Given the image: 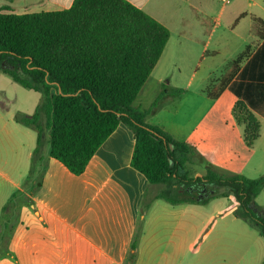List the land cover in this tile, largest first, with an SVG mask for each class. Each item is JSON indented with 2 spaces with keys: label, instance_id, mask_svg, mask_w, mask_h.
Returning a JSON list of instances; mask_svg holds the SVG:
<instances>
[{
  "label": "crops",
  "instance_id": "0c3cea01",
  "mask_svg": "<svg viewBox=\"0 0 264 264\" xmlns=\"http://www.w3.org/2000/svg\"><path fill=\"white\" fill-rule=\"evenodd\" d=\"M74 1L0 0V9L6 7L9 10L4 12L13 14L63 11L71 8ZM125 1L162 24L170 33L159 62L138 94L144 92L150 82L159 85L149 108L141 104L135 106L150 110L149 115L158 109L159 103L182 97L190 91L198 80L196 67L199 63L219 54L217 50L208 51L209 42L219 29L231 27L230 30L234 31L249 18L250 34L252 16L264 20V0H239L236 6L229 9L226 4L231 5V1L224 3L222 0ZM219 1L225 5L218 7ZM244 3H247L248 10L240 8ZM251 38L250 43L254 40ZM248 44H245L244 49ZM169 47L182 51V54L180 58L173 54L170 60L173 70L161 75L158 70ZM211 76L213 70L208 72L206 78L201 77L204 85ZM165 83L168 89L164 88ZM204 85L196 86L203 99L218 101L227 95L231 109L237 100L244 101L261 124L260 137L256 143L264 138V39L257 43L218 99H208L202 93ZM221 114L215 105L209 106L198 124H203L209 116L218 118ZM147 124L159 127L169 135L159 122ZM206 129L212 130L210 126H206ZM18 133L25 134L21 131ZM4 138L8 142H16V131H8ZM28 141L26 153L17 167L12 168L14 176L7 178L9 190H0V221L4 205L16 192L30 200L29 204L17 208L18 221L9 234V254L0 252V264L262 263L264 237L258 231L254 233L255 228L235 216L237 202L227 210L231 218L225 221L218 219V212L209 209L208 203L189 201L171 204L163 199H155L141 223V234L135 250L131 249L139 226L141 203L149 186L145 176L131 166L135 137L125 124L118 125L81 175H74L59 161L48 157V135L45 134L42 156L46 159V170L40 186L33 192L21 183L31 171V156L37 145V134L33 143L31 138ZM149 191L151 198L160 192L154 186ZM70 195L94 202V218L82 228L88 236L71 226L66 227L55 211L56 206L62 205L64 198ZM230 228L238 232L233 233ZM227 230L231 233H225ZM130 253L134 254L131 260L128 258Z\"/></svg>",
  "mask_w": 264,
  "mask_h": 264
},
{
  "label": "trees",
  "instance_id": "16d2710c",
  "mask_svg": "<svg viewBox=\"0 0 264 264\" xmlns=\"http://www.w3.org/2000/svg\"><path fill=\"white\" fill-rule=\"evenodd\" d=\"M7 10L0 9V71L23 88L42 95L32 115H15L18 124L37 132L28 184L33 182L34 189L39 187L45 173V134L48 157L74 175H81L122 123L135 137L131 166L148 181L141 203L142 220L155 199L171 204L198 201L191 197L198 196L197 192L176 196L175 186L206 187L214 190L209 198L232 193L238 203L235 216L264 237V208L256 203L264 188V175L250 179L210 167L202 176H189L186 164L193 162L196 149L147 124L150 110L133 106L164 52L170 37L166 27L125 0H75L67 10L32 14L5 13ZM250 34L254 40L203 86L202 93L208 99L221 96L257 43L264 39L263 19L252 16ZM232 116L243 128L245 146L251 149L260 137L259 120L242 100L235 102ZM155 185H164L165 189L151 198L149 188ZM218 188L225 193L220 194ZM24 198L23 204L30 203L28 197ZM16 199L14 195L3 208L15 215L14 220L4 222L9 231H0V252L4 255L9 254V234L18 221ZM207 201L205 198L199 202ZM142 220L131 246L133 251ZM129 257L133 259L134 254Z\"/></svg>",
  "mask_w": 264,
  "mask_h": 264
},
{
  "label": "rangeland",
  "instance_id": "374dc122",
  "mask_svg": "<svg viewBox=\"0 0 264 264\" xmlns=\"http://www.w3.org/2000/svg\"><path fill=\"white\" fill-rule=\"evenodd\" d=\"M230 1L231 5L226 4L227 9L239 3V0ZM221 5L225 4L219 1L218 7ZM240 8L248 10L247 3L240 5ZM248 21L249 18H247L246 22H242L234 31L230 30L231 27L219 29L208 45L209 52L217 50L219 54L199 63V66L196 67L198 69L196 76L198 80L193 83L190 91L182 97L159 103L158 109L153 110L146 118V121L152 122V124L159 122L166 128L174 140L189 143L196 148V155L193 158V162L186 164V171L191 177H196L197 174L204 175L210 167L224 174L241 175L250 179H256L264 175V138L254 144L251 149L247 148L243 140V128L237 125L232 117V109L230 103L227 101V95H224L218 101L206 100L199 96L196 87H200L201 84L204 85V80H201V77L204 76L206 78L210 70H213V75L217 76L221 67L237 57L243 51L245 44L250 43L252 38L249 34ZM173 54H176L180 58L182 51L169 47L166 50V56L158 73L161 75L171 73L173 66L170 60ZM6 67L13 69L11 66L4 65V68ZM193 68L194 65L191 69ZM158 88L159 85L150 82L146 90L138 95L133 106L141 104L149 108L156 96L155 93ZM164 88H169L167 83L164 84ZM41 100V94L23 88L7 74H0V190H9L8 179L14 176L12 168L17 167V163H19V160L26 153L29 138H31V142L33 143L37 134L36 130L18 124L15 121V115L17 113L32 115ZM213 105L221 110V116L218 115V118L209 116L207 121L199 125L201 116L209 106ZM206 126H210L212 130L206 129ZM12 129L16 131V142L13 143L6 141L4 138L5 134ZM18 131L24 132L25 134L21 135ZM26 180L27 178L23 179L21 185L24 188L26 187L28 191L33 192V182H29L30 184H28ZM154 189L162 191L165 189V186L156 185ZM173 189L176 196L187 197L188 195L178 186H175ZM217 190L220 194L225 193L224 189L218 188ZM225 194V196L218 195L212 198H209V196L205 198H208L206 203H208L209 209L216 210L215 212L218 213L221 211L220 214L216 213V216L219 215L218 219L226 221L231 218L227 210L231 209L232 204L237 201L232 193L226 192ZM15 195L17 205L23 207V201L26 198L19 192H16ZM191 197L198 199L199 195L197 196L195 194L191 195ZM205 198L199 199L202 200ZM12 199L13 197L10 200ZM64 199L65 202L62 205L56 206V213L66 223V227L71 226L88 236L82 228L84 224H87L94 218L92 211L94 202L91 199H83L79 196L75 198L73 195L66 196ZM256 203L264 206V188L257 197ZM9 208L13 209L11 206ZM141 216L139 215V219L142 220ZM14 217V212L8 213L2 210L0 231H9L10 227L5 228L4 222L8 218L14 220ZM60 222L62 223V221ZM141 223H143V220ZM230 230L233 233L238 232L231 228ZM230 230L225 231V233L230 234ZM254 233L257 234V230ZM4 246L5 241L2 243L1 248ZM128 258L131 260L130 257ZM129 264L132 263L129 262ZM261 264H264V259Z\"/></svg>",
  "mask_w": 264,
  "mask_h": 264
},
{
  "label": "water",
  "instance_id": "95a60500",
  "mask_svg": "<svg viewBox=\"0 0 264 264\" xmlns=\"http://www.w3.org/2000/svg\"><path fill=\"white\" fill-rule=\"evenodd\" d=\"M201 176V175H200ZM192 190V189H191ZM214 193V190H207V188H203L202 189V192L199 194V198H205V197H208L210 194H213ZM197 199L198 201H200V199Z\"/></svg>",
  "mask_w": 264,
  "mask_h": 264
},
{
  "label": "flooded vegetation",
  "instance_id": "af4514ba",
  "mask_svg": "<svg viewBox=\"0 0 264 264\" xmlns=\"http://www.w3.org/2000/svg\"><path fill=\"white\" fill-rule=\"evenodd\" d=\"M179 188H181V189H183L182 187H179ZM204 188V187H203ZM203 188H199V187H189V188H184L183 190L186 192V191H189V192H191V193H195V192H197L198 193V195L202 192V189ZM206 188V187H205ZM192 189V190H191Z\"/></svg>",
  "mask_w": 264,
  "mask_h": 264
},
{
  "label": "built area",
  "instance_id": "2783aa9c",
  "mask_svg": "<svg viewBox=\"0 0 264 264\" xmlns=\"http://www.w3.org/2000/svg\"><path fill=\"white\" fill-rule=\"evenodd\" d=\"M224 3H229L230 0H222Z\"/></svg>",
  "mask_w": 264,
  "mask_h": 264
}]
</instances>
